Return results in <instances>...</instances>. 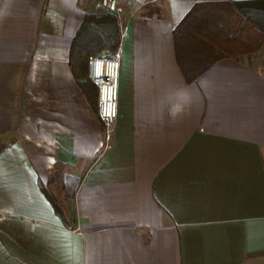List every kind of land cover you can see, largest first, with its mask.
<instances>
[{"label": "crops", "instance_id": "obj_1", "mask_svg": "<svg viewBox=\"0 0 264 264\" xmlns=\"http://www.w3.org/2000/svg\"><path fill=\"white\" fill-rule=\"evenodd\" d=\"M224 1L0 0V264H264V46L192 79L176 46L194 5ZM107 12L110 147L70 62Z\"/></svg>", "mask_w": 264, "mask_h": 264}, {"label": "trees", "instance_id": "obj_2", "mask_svg": "<svg viewBox=\"0 0 264 264\" xmlns=\"http://www.w3.org/2000/svg\"><path fill=\"white\" fill-rule=\"evenodd\" d=\"M175 36L188 78L197 77L218 60L253 54L264 46V0L198 3L176 27ZM121 39V25L111 12L87 14L74 37L70 62L94 105L98 88L88 76L90 60L103 52L117 53ZM50 198L60 212L56 200Z\"/></svg>", "mask_w": 264, "mask_h": 264}, {"label": "built area", "instance_id": "obj_3", "mask_svg": "<svg viewBox=\"0 0 264 264\" xmlns=\"http://www.w3.org/2000/svg\"><path fill=\"white\" fill-rule=\"evenodd\" d=\"M120 70L118 53L96 56L90 62L89 77L98 88L97 113L103 124L106 147L111 146L118 118Z\"/></svg>", "mask_w": 264, "mask_h": 264}, {"label": "rangeland", "instance_id": "obj_4", "mask_svg": "<svg viewBox=\"0 0 264 264\" xmlns=\"http://www.w3.org/2000/svg\"><path fill=\"white\" fill-rule=\"evenodd\" d=\"M115 54H117V53H115ZM262 54H263V57L262 58H260L259 59V61L258 62H260V64H264V53L262 52ZM110 55H114V54H109V53H107V52H103L101 55H99V56H110ZM96 57V56H95ZM93 58V57H92ZM91 58V59H92ZM90 62H91V60H90ZM89 71H90V64H89V67H88V76H89Z\"/></svg>", "mask_w": 264, "mask_h": 264}]
</instances>
